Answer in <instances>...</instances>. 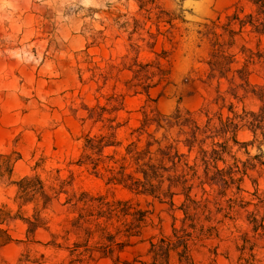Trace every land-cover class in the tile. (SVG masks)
<instances>
[{
    "label": "rangeland",
    "instance_id": "374dc122",
    "mask_svg": "<svg viewBox=\"0 0 264 264\" xmlns=\"http://www.w3.org/2000/svg\"><path fill=\"white\" fill-rule=\"evenodd\" d=\"M254 11L248 0H0V153L16 160L11 175L0 178V264H81L78 255L70 254L75 237L65 232L76 215L71 204L82 192L138 203L148 211L144 239L168 234L174 218L179 226L181 211L151 197H133L77 165L85 135L105 132L100 123L92 126L81 119L86 107L105 105L106 96L117 95L121 106L115 123L121 126L115 138L121 145L115 150L122 152L143 109L164 116L179 109L201 123L204 111L232 116L229 104L237 114L256 112L264 100V35L246 26L234 36L229 49L233 67L242 68L253 55L247 71L254 92L244 96L240 90L239 100L226 96L220 108L217 83L207 80L210 42L201 34L210 21L221 26L227 16L238 13L244 19ZM233 30L238 32V26ZM135 58L158 60L168 70L167 82L152 87L149 96L126 86L132 74L123 65ZM235 137L238 144L229 141L219 168L235 161L254 167L241 187L206 186L203 196L200 188L194 190L198 199L207 200L211 217L207 221L200 213L198 227L216 229L204 247H195L194 264H264V239L249 224L256 207L264 221V208L257 204V197H264V144L245 127ZM194 157L195 150L190 162ZM26 176L40 179L52 197L48 205L20 200L16 183ZM62 180L68 184L59 187ZM181 202L176 197L175 207ZM146 249L141 242L121 256L144 255ZM95 259L90 264H111ZM172 264L186 263L174 258Z\"/></svg>",
    "mask_w": 264,
    "mask_h": 264
},
{
    "label": "trees",
    "instance_id": "16d2710c",
    "mask_svg": "<svg viewBox=\"0 0 264 264\" xmlns=\"http://www.w3.org/2000/svg\"><path fill=\"white\" fill-rule=\"evenodd\" d=\"M248 1L255 11L244 19L234 13L227 16L221 26L216 21L203 25L201 34L209 40L211 48L206 61L207 80L217 83L215 103L220 104V108L224 107L226 96L239 100L237 93L240 90L244 96L254 92L247 71V64L253 60V55H248L246 64L237 69L233 67L235 55L229 54L234 36L246 26L264 35V0ZM235 25L239 28L238 32L233 30ZM217 29H221V32H217ZM162 53L166 54V51ZM123 69L132 74L126 82L128 90L141 88L146 96H149L152 87L167 82L169 76L166 67L158 60L143 63L135 58L131 64L123 65ZM154 77L157 78L155 82ZM221 85H226L224 91H220ZM105 99V105L85 108L87 115L81 120L91 121L92 126L100 123L99 130L105 132L85 135L77 165L86 167L90 173L105 180L106 184L120 186L133 197H151L159 203L168 204L170 209L181 211L183 217L179 226H176L177 219L174 218L168 234L159 233L144 239L150 223L148 211L138 203L132 199L110 200L106 196L82 192L71 204L76 215L65 232L75 237L70 254L78 255L81 264L96 261V255L98 259H108L111 264H172L174 258L179 263L194 264L192 254L195 247L198 244L204 247V240L216 231L213 227L206 229L201 224L198 227L200 213L207 221L211 217L207 214L210 213L207 200L198 199L194 190L200 188L203 196L206 195L203 189L206 186L241 187L248 168L254 167V164L240 165L235 161L222 168L218 164H225L223 156L228 151L229 141L238 144L235 135L240 128H247L254 137H260L259 145L264 144V100H261L256 112L243 110L240 114L233 112V106L229 104L227 109L232 116L225 118L221 114L210 115L204 111L206 121L203 123L179 109L173 116H164L157 109H143L140 125L130 133L134 139H130L122 152H118L115 148L121 143L115 136L121 125L115 123L114 114L121 103L117 95L111 94ZM173 128H176L175 133L172 132ZM160 132V137H157ZM180 145L186 148V153L180 152ZM194 150L195 157L190 162L188 157ZM15 162L11 155L0 153V178L11 175ZM66 184L62 180L59 187ZM16 185L22 202L40 199L44 205H48L52 200L38 177L26 176ZM176 197H182L178 208L175 207ZM257 199V204L264 208V197L258 196ZM229 201L232 205L236 202ZM257 210L249 215V224L256 237L264 239V221L258 219ZM35 220L38 222L37 216ZM141 242L147 243L144 255L131 258L121 256L128 249L134 251Z\"/></svg>",
    "mask_w": 264,
    "mask_h": 264
}]
</instances>
